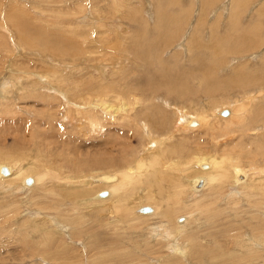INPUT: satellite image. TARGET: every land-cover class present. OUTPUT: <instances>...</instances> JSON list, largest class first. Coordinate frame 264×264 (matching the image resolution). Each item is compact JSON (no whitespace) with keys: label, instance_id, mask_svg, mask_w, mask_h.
<instances>
[{"label":"rangeland","instance_id":"obj_1","mask_svg":"<svg viewBox=\"0 0 264 264\" xmlns=\"http://www.w3.org/2000/svg\"><path fill=\"white\" fill-rule=\"evenodd\" d=\"M153 39L167 42L146 63L129 49ZM204 69L214 82L208 91ZM257 74L264 76V0H0V163L21 173L0 178V264H264V87ZM235 76L253 80L232 86ZM161 80L180 88H148ZM234 100L250 108L231 124L219 109ZM121 103L129 117L113 112ZM153 107L165 118L160 131L145 117ZM249 109L260 113L243 119ZM200 111L214 114L211 126L177 129L181 116ZM87 114L102 125L92 128ZM147 125L157 138L173 135L167 145L179 144L172 153L180 166L164 168L176 186L142 176L106 205L95 200L101 173L157 153ZM199 153L236 157L239 170L254 174L251 182L207 190L201 181L199 195L188 198L189 180L201 174L191 162ZM27 173L40 182L24 189ZM152 204L155 216L139 215ZM188 213L178 229L175 219Z\"/></svg>","mask_w":264,"mask_h":264},{"label":"bare ground","instance_id":"obj_2","mask_svg":"<svg viewBox=\"0 0 264 264\" xmlns=\"http://www.w3.org/2000/svg\"><path fill=\"white\" fill-rule=\"evenodd\" d=\"M163 19L164 18H161L158 22L160 23L161 21H163ZM165 20V19H164ZM166 21V20H165ZM164 22V21H163ZM173 22V21H172ZM170 23L171 22H169V23H167V24H169L170 25ZM162 25V24H161ZM171 26H173L172 24H171ZM159 27H161L160 25H159ZM170 28V27H169ZM160 31H162V30H160ZM163 34V33H162ZM240 39V38H239ZM162 40V41H161ZM195 40V39H194ZM241 40V39H240ZM196 41V40H195ZM167 42V40H165V39H153V40H151L147 45L146 44H143V43H140V42H138V41H134V43L131 45V46H129V49L132 51V52H134V54H136V56L137 57H139L142 61H144L145 63L148 61V58L149 57H151L150 55H155L156 53H159L160 51H161V49H162V47L164 46V44ZM192 42H193V40H192ZM236 42V41H235ZM239 42V41H238ZM190 43V42H189ZM240 43H241V41H240ZM129 45V44H128ZM145 48H147V51L145 50ZM154 53V54H153ZM204 64L203 63H200V67H205V66H203ZM209 73H211V72H209V69L207 70V69H204L203 70V74H204V79H206V84H208V86L206 87V89H207V91L211 88L212 89V87L214 86V82L213 83H211V77L210 76H207V74H209ZM240 74V72H237V70H236V76L237 75H239ZM258 76H257V79L255 80L254 79V81H257V82H259V85L262 87H264V76H261V75H259V74H257ZM236 76H235V79L233 78L232 80H231V82L229 83L230 85H232V86H235V85H237V84H241V83H243V85L244 84H246V83H248V82H245V81H249V80H251L252 79V77H239V78H236ZM172 78V77H171ZM175 78V77H174ZM173 78V79H174ZM176 79V78H175ZM174 79V80H175ZM156 80H158V79H156ZM166 80V79H165ZM165 80H161V81H158V82H152V83H150V85L151 86H149L148 88L149 89H151V91H154L155 89H156V87L157 88H160V87H164L165 89H167L169 92H172V91H174V92H176L175 90H177L178 91V89L180 88L177 84H173V86H169V84H167V83H165ZM253 80V79H252ZM167 81H170V80H166V82ZM179 82V81H178ZM216 82V81H215ZM169 83V82H168ZM173 83V82H172ZM156 84V85H155ZM213 86H212V85ZM145 86V85H144ZM169 87V88H168ZM260 87V88H261ZM144 89H146L145 87H144ZM110 90V89H109ZM148 90V89H147ZM167 90H166V92H167ZM258 92H262V90L261 89H259V90H257ZM101 92V91H100ZM184 92V91H183ZM106 93V92H105ZM119 93V92H118ZM122 93H124V92H122ZM102 94H104L103 92H102ZM252 94V93H251ZM261 94V93H260ZM100 95V94H99ZM104 95H106V94H104ZM116 95L117 94H115L114 95V97H116ZM121 97H122V95L123 94H119ZM103 96V95H102ZM118 97V96H117ZM252 97H254V96H249L248 98L249 99H247V100H250ZM247 98V97H246ZM242 100V99H241ZM246 100V99H245ZM254 100V99H253ZM235 101V100H234ZM239 101V100H238ZM238 101H235V102H233V104H232V106L231 107H224L223 109H219V114L221 115L222 114V111L224 110V109H226L225 111H226V113L228 112V116H229V118H227V120L229 119V123H234L235 122V116L237 115H239L240 114V109H242V108H244V110L246 109V107L249 105H247V104H245L246 102L248 103L249 101H246V102H244L243 103V101L242 102H238ZM250 102H251V100H250ZM254 102H255V100H254ZM241 103V104H240ZM230 105V104H229ZM245 105H247V106H245ZM95 106V105H94ZM100 106H101V104H100ZM251 106H252V102H251ZM157 107V106H156ZM153 107L152 109H151V112L149 113V111H146V112H148L147 113V115L145 116L146 117V119H147V121L149 122V125H151L152 124V128L151 129H155V130H158L159 128L158 127H160L161 125H162V120L161 119H165V118H161L160 116L161 115H163V113H161V111L160 110H158L157 108H159V107ZM175 106H173V108H174ZM248 108H250L249 106H248ZM264 108V107H263ZM218 109V108H217ZM118 110H121L122 111V113L124 112V110H125V103H121L120 104V107L118 108V107H116V109L115 110H113V112H115V111H118ZM146 110H147V108H146ZM214 110H216V109H214ZM260 111V109H257L256 110V112L254 113V111H255V109H253V110H251V109H249V110H247L246 112H243V114H242V116H243V119H244V117L246 116V114H248V113H253V114H258V113H260L259 111ZM262 110V109H261ZM90 111V110H89ZM140 111V110H139ZM217 111V110H216ZM215 112V111H214ZM107 113H109V114H107V115H109L113 120L116 118V117H113V116H111V113L110 112H107ZM213 113V112H212ZM238 113V114H237ZM262 113H263V111H262ZM136 114H138L139 115V113H136ZM207 114H209V113H207ZM205 112H197L196 114H194V115H196L195 117H189L186 121H184V118L181 116L180 117V119H181V123H180V127H178L177 129L179 130V129H183V130H188V129H191L192 127H197V123H198V125L200 126L199 127V129L200 128H202V127H204L205 125H207L208 124V126L207 127H209V126H211V121L210 120H212L211 118H214V117H211V116H213L212 114H211V116H209V115H207ZM88 116H89V119L87 120L89 123H90V126L93 128V127H98V126H100V125H102V123H101V120L98 118V119H95L94 118V120H93V117L91 116V114H87ZM121 115H123V114H121ZM131 115V114H130ZM128 113L127 114H125V112H124V116L126 117V116H130ZM241 115V114H240ZM85 116V115H84ZM134 116V115H133ZM132 116V117H133ZM153 116H157V117H153ZM185 116V115H184ZM193 116V115H192ZM118 117V116H117ZM121 117V116H120ZM124 117V118H125ZM218 117V116H217ZM248 117V116H247ZM88 118V117H87ZM123 118V117H122ZM139 118V117H138ZM220 118V117H219ZM137 119V118H136ZM144 119V118H143ZM221 119V118H220ZM226 119V118H225ZM126 120V119H125ZM219 120V119H218ZM221 120H223V119H221ZM127 121V120H126ZM144 124L146 123L145 121H142ZM213 122H214V119H213ZM212 122V123H213ZM237 122H238V120H237ZM264 122V121H263ZM143 123H139V121L137 122V124L135 123V126H137V125H139V124H143ZM165 123V122H164ZM148 124V123H147ZM166 125V124H165ZM234 125V124H233ZM238 125V124H237ZM144 127H147V130H148V134H149V139L150 138H152L153 139V142L152 141H148L151 145H152V148H153V146H154V148H156L157 149V153L156 154H154V153H150V152H145V156L144 157H139V158H136V160H135V163L134 164H128V165H123V163H120L119 161H117V165H118V168H116V170H114L113 172H108V173H101L100 175H99V177H98V181L100 182V184H99V187H102L101 189V191H99V192H97L95 195H93V198L96 200H99V201H101L102 203H105L104 205H106V201H107V199L110 197L111 198V196L112 195H114V194H116L117 196H118V194H120L119 196L121 197V193H123L126 189H127V187L129 186V185H134V183H135V181H136V179L137 178H140V181L142 182V180H143V177H145V176H148V178L152 181V183L151 184H153L155 181L159 184V182L160 181H162V180H167V179H169V187H172L174 184H172V180H173V177L172 176H170V175H166L165 173H164V171L166 170V169H164V168H167V169H174L173 168V163H176L175 162V156H173V150L174 149H176L178 146H179V144L177 145V144H172L171 143V145H167V141H169L170 142V139H171V136H173V135H171V136H167L166 135V137H164V136H162V138H161V136H160V138H157L155 135H154V133L153 134H151L150 133V128L148 127V125L147 126H144ZM176 127V126H175ZM261 127V126H260ZM100 128V127H99ZM141 128H142V126H141ZM198 128V127H197ZM259 128V127H258ZM108 129V128H107ZM196 129V128H195ZM263 129H264V127H263ZM109 130V129H108ZM198 130V129H197ZM107 131V130H106ZM159 131H160V129H159ZM255 131V130H254ZM167 132V131H166ZM164 133V132H163ZM170 133V132H169ZM169 133H168V135H169ZM254 133V132H253ZM171 134H173V133H171ZM158 135V134H157ZM160 135V134H159ZM148 139V140H149ZM110 140H112V139H110ZM107 143H109V142H107ZM71 144H73V143H71ZM112 144V143H111ZM169 144V143H168ZM181 144V143H180ZM153 148V149H154ZM189 148H190V146H189ZM178 149V148H177ZM106 151V150H105ZM180 151V150H179ZM72 152H74V151H72ZM156 152V151H155ZM169 152V153H168ZM110 153V152H109ZM181 153H182V151H181ZM167 154H171L172 156H170L169 155V157L170 158H167ZM177 154V153H176ZM75 155V154H74ZM73 155V156H74ZM109 155V154H108ZM112 155V154H111ZM175 155V154H174ZM202 154H196V156L195 157H192L191 159H193L191 162H194V164H195V166L197 165V170H193V171H197L198 173H201L200 175H198L197 173V175H195V176H193V177H191V179L189 180V186L191 185V188H192V190H193V193H192V195H190L189 197L188 196H186V197H188V198H191V199H195V197H196V195H199V194H196V192H198L200 189H206L207 188V190H208V188L209 187H211L212 185H214L213 183H215V184H221L222 185V183H225L226 184V182L227 181H229L230 180V184L232 183L233 185H231V188L233 187H235L236 189H238L241 185H245V183H247V182H251V177H252V175H254V174H252V173H250L251 171H249L248 172V170H239L237 167H239L240 168V166H239V164H238V162H237V158L236 157H233V158H229V157H225V156H214V155H212V156H210V157H204V155L203 156H201ZM75 156H77V153H76V155ZM74 156V157H75ZM103 156V155H102ZM107 156V155H106ZM114 156V155H113ZM178 157H180V156H178ZM105 158V157H104ZM107 158H108V156H107ZM167 158V159H166ZM177 158V157H176ZM181 158H183V157H181ZM178 159V158H177ZM176 159V160H177ZM111 160H113L112 158H111ZM131 160V159H130ZM74 161V160H73ZM186 161H187V159H186ZM188 161H190V159L188 160ZM239 161V160H238ZM75 162V161H74ZM77 162V161H76ZM93 162H95V161H93ZM92 162V163H93ZM98 162V161H97ZM111 162V161H110ZM177 162H178V160H177ZM151 163V164H150ZM183 163V162H182ZM187 163V162H186ZM185 163V164H186ZM76 164V163H75ZM82 164H84V163H82ZM94 164V163H93ZM99 164V163H98ZM114 163H112V165H113ZM193 164V165H194ZM79 165H80V163H79ZM78 165V167L80 168V166ZM116 165V166H117ZM176 165H178V166H180L179 165V163H176ZM192 165V166H193ZM190 167V169L191 168H193V167ZM12 166H10V165H8L7 163H0V178H3L4 179V177H7V176H9V177H11V176H13L12 178H18V177H20V175H21V173L19 172V170L18 171H16V172H11L12 171V168H11ZM15 168V167H14ZM79 168H77V165H76V168H74L75 170H80ZM100 168V167H99ZM109 168V167H108ZM21 170V169H20ZM110 171H112V170H110ZM31 172V171H30ZM107 172V171H106ZM172 173V172H171ZM190 173H192V172H190ZM7 174V175H6ZM252 174V175H251ZM174 175V174H173ZM143 176V177H142ZM190 176V175H189ZM22 178H21V185H22V187L25 189V187L27 186V185H29V182L30 181H32V183L34 182L35 184H37L38 182H40V177L39 176H37L36 174H32V173H27L26 175H24V176H21ZM176 177V176H175ZM146 179H147V177H146ZM235 180V183H234V180ZM264 179V178H263ZM7 180V179H6ZM8 180H9V178H8ZM96 180V179H95ZM145 180V179H144ZM173 181H175V180H173ZM203 182V185H202V187L200 188V189H197L198 188V184H199V182ZM139 182V181H138ZM229 183V182H228ZM227 183V184H228ZM88 184H91V182L90 181H88V182H83V186L84 187H82L83 188V194L84 193H86V192H88V191H90V189H91V187H88V188H86V186L88 185ZM150 184V185H151ZM185 184V183H184ZM225 184H223V186L225 185ZM149 185V186H150ZM221 185H219V189L221 188L222 189V187H221ZM229 185V184H228ZM135 186V185H134ZM147 186V185H146ZM174 186H176V184L174 185ZM226 186V185H225ZM178 187V186H177ZM228 187V186H227ZM226 187V188H227ZM160 188H162V186H160ZM225 188V187H224ZM232 188V189H233ZM163 189H164V187H163ZM162 189V190H163ZM173 189H174V187H173ZM219 189H217L216 191H218ZM220 189V190H221ZM159 190V189H158ZM213 190H215V188L213 187ZM212 190V191H213ZM160 191V190H159ZM173 191H176V190H173ZM172 191V192H173ZM196 191V192H195ZM210 192V191H209ZM214 192V191H213ZM233 192V191H232ZM235 192V191H234ZM144 193V192H143ZM147 193V192H146ZM153 193V192H152ZM156 193V192H155ZM161 192H159V194H160ZM264 193V192H263ZM154 196H155V194H154ZM172 196H173V193H172ZM215 196H216V194H215ZM220 196V195H219ZM143 197V196H142ZM156 197V196H155ZM160 197H162V195L160 196ZM166 197V195H164L163 197H162V199L163 198H165ZM198 197V196H197ZM92 198V197H91ZM171 199V201H173L174 202V198H172V197H170ZM219 197H217V198H215V200H217ZM159 199V198H158ZM176 199H177V201L178 202H180L181 201V195L180 194H176ZM111 200V199H110ZM122 200V199H121ZM161 200V199H160ZM159 200V201H160ZM167 200H168V198H167ZM188 200V199H187ZM113 201V200H112ZM163 201V200H162ZM167 202H169V201H167ZM112 203V202H111ZM114 203H115V201H114ZM114 203H113V206L112 207H110V209H109V211H111V213H112V216H114L115 214H116V216L118 215L117 213H118V211H119V205H114ZM120 204V203H119ZM125 204V203H124ZM157 204V203H156ZM112 205V204H111ZM123 205V204H122ZM153 205V204H152ZM170 204L168 203V204H166L165 205V207H168ZM108 206V205H107ZM123 207H125V206H123ZM142 208H144V207H142L141 206V208L139 209V212L140 213H150L149 215H143V214H139L140 216H147V217H153V216H155L157 213H158V211H159V207L157 206V205H153L152 207H147L148 208V210L149 211H143V209ZM123 210V209H122ZM191 214L192 213H188L187 214V216L185 215V216H182V217H179V218H182L183 220H178L179 218H176L175 219V217H174V219H175V221L174 222H176V223H181V224H177V228L178 229H180V230H182L186 225H187V221L189 220V218H190V216H191ZM170 215H171V217L169 216V215H167L168 217H169V220L171 219L172 221H173V210H172V212L170 213ZM193 216V215H192ZM191 216V217H192ZM117 218V217H116ZM168 220V221H169ZM182 221H184V223L182 224ZM162 229H164L165 231H166V227H161ZM154 230V229H153ZM168 230V229H167ZM169 231H171V230H168V232ZM179 231V230H178ZM177 231V232H178ZM172 234V233H171ZM191 246H193V245H191ZM177 249V248H176ZM175 249V250H176ZM186 251V250H185ZM177 253V252H176ZM178 254H180V255H182V253H178ZM185 254V253H184ZM183 256V255H182ZM215 257V256H214ZM211 258H213L212 256H211ZM210 258V259H211ZM199 259V258H198Z\"/></svg>","mask_w":264,"mask_h":264},{"label":"water","instance_id":"obj_3","mask_svg":"<svg viewBox=\"0 0 264 264\" xmlns=\"http://www.w3.org/2000/svg\"><path fill=\"white\" fill-rule=\"evenodd\" d=\"M222 113L225 115L226 114V111L223 110ZM143 211H149L148 208H144Z\"/></svg>","mask_w":264,"mask_h":264}]
</instances>
